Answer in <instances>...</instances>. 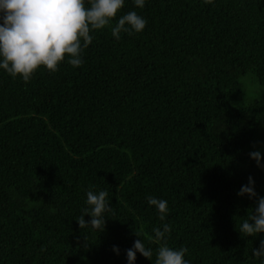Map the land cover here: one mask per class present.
<instances>
[{
    "label": "trees",
    "instance_id": "1",
    "mask_svg": "<svg viewBox=\"0 0 264 264\" xmlns=\"http://www.w3.org/2000/svg\"><path fill=\"white\" fill-rule=\"evenodd\" d=\"M129 11L145 29L94 31L79 68L0 69V264H127L134 233L153 249L135 264H155L162 223L189 264H260L264 234L237 231L256 201L237 192L252 176L264 197L249 156L264 163V0H125L117 19ZM88 190L115 209L103 233L76 222Z\"/></svg>",
    "mask_w": 264,
    "mask_h": 264
},
{
    "label": "clouds",
    "instance_id": "2",
    "mask_svg": "<svg viewBox=\"0 0 264 264\" xmlns=\"http://www.w3.org/2000/svg\"><path fill=\"white\" fill-rule=\"evenodd\" d=\"M212 2L204 0L206 4ZM133 3L143 8L145 0H133ZM124 4L125 0H0V69L13 79L19 77L27 83L41 67L50 73L58 71L65 59L72 67H81L83 52L93 42L94 31L110 27L112 36L119 40L122 32L131 35L145 29L147 20L136 11H129L117 19ZM252 147L250 158L257 168L264 169L261 152L255 150V145ZM108 195L107 190L86 192L87 207L82 208L76 218L81 230L105 231L106 214L115 215ZM237 196L255 200L256 206L247 210V216L241 218L236 230L247 238L264 234V197L256 193L252 176L241 186ZM146 200L158 211L159 220L164 222L168 213L167 201L154 196H147ZM85 216L91 219L86 221ZM171 231L168 223L152 228L149 241L158 246L155 264H189L185 259L186 247L174 249L168 245ZM134 234L137 239L131 248L125 250L127 264H135L137 253L152 261L153 249L146 247L139 234ZM83 238L82 247L87 251L90 244L87 237ZM77 246L81 247L79 238ZM112 250L119 255V248L114 246ZM252 255L264 264V239L260 240L258 248H253Z\"/></svg>",
    "mask_w": 264,
    "mask_h": 264
},
{
    "label": "rangeland",
    "instance_id": "3",
    "mask_svg": "<svg viewBox=\"0 0 264 264\" xmlns=\"http://www.w3.org/2000/svg\"><path fill=\"white\" fill-rule=\"evenodd\" d=\"M250 89V88H249Z\"/></svg>",
    "mask_w": 264,
    "mask_h": 264
}]
</instances>
